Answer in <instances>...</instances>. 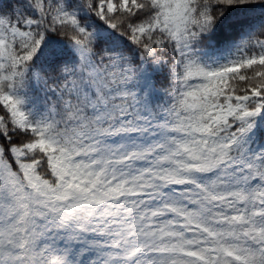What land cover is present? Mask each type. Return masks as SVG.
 <instances>
[{
	"label": "snow or ice",
	"instance_id": "snow-or-ice-1",
	"mask_svg": "<svg viewBox=\"0 0 264 264\" xmlns=\"http://www.w3.org/2000/svg\"><path fill=\"white\" fill-rule=\"evenodd\" d=\"M0 264H264V0H0Z\"/></svg>",
	"mask_w": 264,
	"mask_h": 264
}]
</instances>
